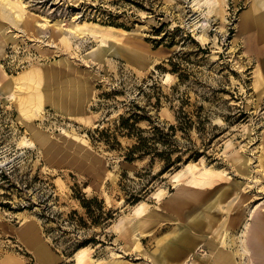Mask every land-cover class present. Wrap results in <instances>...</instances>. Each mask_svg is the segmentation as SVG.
Segmentation results:
<instances>
[{"label":"rangeland","instance_id":"rangeland-1","mask_svg":"<svg viewBox=\"0 0 264 264\" xmlns=\"http://www.w3.org/2000/svg\"><path fill=\"white\" fill-rule=\"evenodd\" d=\"M19 1L23 17L4 9L19 23L2 21L10 40L0 59V264H41L20 245L25 218L53 264H76L83 249L87 264H156L159 217L171 199H197L185 188L194 176L212 172L222 188L248 180L258 181L255 193L264 187V53L241 27L252 0ZM25 13L44 19L40 32L21 25ZM56 23L68 47L53 40ZM91 24L113 28L121 43L100 62L91 54L102 37L76 30ZM137 26L142 41L126 34ZM30 66L87 88L80 113L45 106L33 124L87 141L105 165L104 180L49 164L37 143L21 144L31 135L5 87ZM140 131L155 150L130 161ZM236 155L248 159V175L235 169ZM151 213L156 219L134 236L137 247L130 226Z\"/></svg>","mask_w":264,"mask_h":264},{"label":"bare ground","instance_id":"bare-ground-1","mask_svg":"<svg viewBox=\"0 0 264 264\" xmlns=\"http://www.w3.org/2000/svg\"><path fill=\"white\" fill-rule=\"evenodd\" d=\"M215 2L223 4L225 0H215ZM252 2L254 4L252 3L250 11L244 15L241 27L252 39L253 44L264 53V15L259 13L260 9L264 10V0H252ZM21 4L19 0H0V59L3 57L6 43L10 40L3 34L5 26L2 21L8 20L15 25L19 23L4 9L9 6L23 17ZM43 21L44 19L40 17L25 13L20 23L26 30L38 33L40 32L37 31L38 23ZM52 28H57L52 35L53 40L68 47L69 39L65 31L57 23ZM76 30L93 37L98 35L102 37L100 46L91 54V57L99 62L121 44L117 37L110 33L113 28L103 30L98 25L91 24L79 26ZM140 32L141 27L137 26L126 34L134 36L137 41H142V37H139ZM114 54L121 56L118 50ZM135 55L142 58L137 52ZM60 80L47 69L30 66L17 77L11 78V82L6 85V92L11 94V102L18 110L19 122L31 135L30 143L26 140L21 144L37 143L49 164L66 163L77 169L92 170L104 180L107 176L105 165L92 151L87 141L66 132L60 135L47 133L33 124L36 119L41 118L45 106H51L63 114H68L69 106L74 113L81 112L87 97V88L77 81ZM255 81L257 84L258 76ZM232 162L241 175L249 174L247 158L236 155ZM262 166L264 167V164ZM212 174L214 173L208 172L200 177L194 176L185 186L192 188L190 194L197 198L192 203L186 197H182L171 199L169 205L165 207L166 212L159 217V220L165 223L159 230L160 234L164 233L158 240L157 255L153 258L156 264H187L189 261L192 264H264V204L252 209L255 202L264 198V187H257L258 191L255 193L254 189L258 181L248 180L246 184L240 182L222 188L216 185ZM218 177L224 178L222 173L218 174ZM232 195L234 198L229 200ZM222 203L226 205L222 206ZM148 216V219L143 218L130 226V234L133 238L136 233L141 234L147 223L156 219L152 213ZM171 219L183 224L175 227V224L166 223ZM121 224L122 221L117 226ZM240 227L243 229L239 235L236 232ZM18 239L20 245L31 251L39 263L55 262L45 245L41 243L36 225L26 218L18 231ZM133 241L139 247L138 239L134 238ZM75 260L76 264H87L84 249L76 255Z\"/></svg>","mask_w":264,"mask_h":264},{"label":"trees","instance_id":"trees-1","mask_svg":"<svg viewBox=\"0 0 264 264\" xmlns=\"http://www.w3.org/2000/svg\"><path fill=\"white\" fill-rule=\"evenodd\" d=\"M135 123L136 121L134 122V124ZM181 129L187 130L188 128L182 127ZM170 130L173 132L174 128L171 127ZM154 150L155 149L153 148V146H150L148 139L144 138L142 132L140 131V133L137 134V144L129 151V154L127 155V159L132 161L135 156H139V157L147 156ZM83 204L88 210H90V206H89L90 203L88 201H84Z\"/></svg>","mask_w":264,"mask_h":264}]
</instances>
